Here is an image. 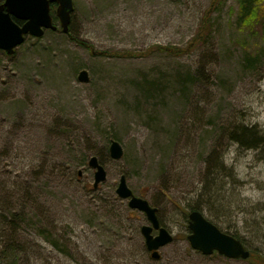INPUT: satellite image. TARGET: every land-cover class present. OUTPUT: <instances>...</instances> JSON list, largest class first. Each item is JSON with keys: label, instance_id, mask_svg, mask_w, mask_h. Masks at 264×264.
Listing matches in <instances>:
<instances>
[{"label": "rangeland", "instance_id": "rangeland-1", "mask_svg": "<svg viewBox=\"0 0 264 264\" xmlns=\"http://www.w3.org/2000/svg\"><path fill=\"white\" fill-rule=\"evenodd\" d=\"M73 1L86 46L57 17V30L0 50V264H264V154L224 132L264 133L262 29L240 28L238 0ZM213 2L211 39L188 50ZM93 155L107 171L98 187ZM122 175L173 234L159 258L146 214L116 193ZM195 205L252 256L192 248Z\"/></svg>", "mask_w": 264, "mask_h": 264}, {"label": "water", "instance_id": "water-1", "mask_svg": "<svg viewBox=\"0 0 264 264\" xmlns=\"http://www.w3.org/2000/svg\"><path fill=\"white\" fill-rule=\"evenodd\" d=\"M54 3L57 4L56 15L61 29L64 33H69L74 11L73 0H4L0 4V50L12 55L16 48L25 42L27 36L40 38L46 30H57L58 26L54 23L51 13V4ZM16 20H21L22 23ZM88 77L86 70L80 71L78 75L79 80L83 81ZM109 152L112 158L118 159L123 155V148L113 139ZM88 164L95 169L94 187H98L99 183L106 180L107 171L95 155L90 157ZM116 193L121 199L128 200L131 209L146 214L150 224L142 225L141 232L152 257L159 258V248L172 242L173 234L161 225L157 207L145 197L135 195L125 175L121 176ZM188 227L191 231L188 235L190 245L205 255L218 252L227 258L243 260L251 256V251L240 238L223 232L198 209L188 213ZM154 230H158V233L154 234Z\"/></svg>", "mask_w": 264, "mask_h": 264}, {"label": "trees", "instance_id": "trees-1", "mask_svg": "<svg viewBox=\"0 0 264 264\" xmlns=\"http://www.w3.org/2000/svg\"><path fill=\"white\" fill-rule=\"evenodd\" d=\"M3 2L4 0H1V3ZM238 3H239V8H238V15H237L238 16L237 23L239 24L240 28L249 27V29L258 32V27H260L264 35V0H238ZM56 7H57V4L55 3L51 4V10L53 8V12H54V14H52L54 21L55 19H57V16L55 14ZM213 7H214V2L212 3L210 8L205 13L201 26L199 27V30L197 31L193 40L190 42L188 46V50L194 48L197 45L208 43V41L211 39L210 37L212 36L214 27H215V23H214L215 20H212V17H211V10L213 9ZM16 21L20 24L22 23L21 20H16ZM72 23H73V18L71 19L69 33H67L68 37L74 41L79 42V44L86 46L87 45L86 43L77 39L78 37L72 33ZM160 48L156 47L155 50L163 49L173 54H180V53H183L185 50V49L182 50L180 48H174L173 46H170V47L164 46ZM224 132H226L229 138L234 143L238 144L239 146L245 149L259 150L262 154H264V133L260 129H258L256 125L232 124L224 128ZM221 164L223 165L222 161H221ZM192 209L200 210L198 205L192 206ZM186 217L188 216L186 215ZM45 233H46V235L44 234L45 239L49 241V243H51L52 245L57 246L58 242L55 239L51 238L52 236L51 232L48 231ZM232 235L237 237L234 234ZM259 258H262V256ZM8 259H9V262L11 261L15 262L16 260V259L14 260L11 255L8 256Z\"/></svg>", "mask_w": 264, "mask_h": 264}, {"label": "flooded vegetation", "instance_id": "flooded-vegetation-1", "mask_svg": "<svg viewBox=\"0 0 264 264\" xmlns=\"http://www.w3.org/2000/svg\"><path fill=\"white\" fill-rule=\"evenodd\" d=\"M161 225H162V223H161ZM163 226V225H162ZM155 231V230H154ZM154 231H153V233H154ZM157 233H158V230H157Z\"/></svg>", "mask_w": 264, "mask_h": 264}]
</instances>
